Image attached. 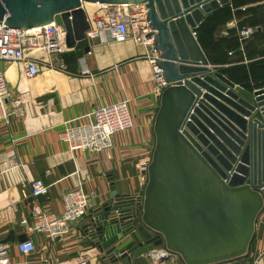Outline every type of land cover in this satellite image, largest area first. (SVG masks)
Instances as JSON below:
<instances>
[{"label":"water","instance_id":"obj_1","mask_svg":"<svg viewBox=\"0 0 264 264\" xmlns=\"http://www.w3.org/2000/svg\"><path fill=\"white\" fill-rule=\"evenodd\" d=\"M84 2L145 3L162 53L157 62L170 82L153 118L142 191L113 193L84 223L85 234L129 264L175 256L177 264H247L263 209L264 87L247 90L206 68L194 37L229 0H0V27L22 33L53 21L74 49L89 28ZM14 240L10 232L5 242Z\"/></svg>","mask_w":264,"mask_h":264},{"label":"crops","instance_id":"obj_2","mask_svg":"<svg viewBox=\"0 0 264 264\" xmlns=\"http://www.w3.org/2000/svg\"><path fill=\"white\" fill-rule=\"evenodd\" d=\"M255 5L251 3L239 9ZM243 18L234 14L219 27L216 36H226ZM194 37L197 40L196 32ZM85 46L89 47L88 52L84 51ZM144 53L145 48L132 39L85 41L61 54H51L55 64L61 61L64 68H40L33 79L25 78L18 64L0 61L9 99L20 98L22 108L20 115L12 117L10 126L0 124V244L9 245L13 261L79 264L86 260L88 264H129L126 258L111 259L105 255L85 234L83 225L113 193L135 195L143 189L141 163L150 161L154 144L151 128L160 95L155 91L152 66ZM208 63L206 68L222 72L224 65L209 60ZM83 68H87V74L81 72ZM201 92L205 93L203 89ZM120 100L129 101L133 127L113 134L112 145L105 150L70 153L62 136L64 123H81V116ZM34 179L49 186L37 197L31 195L29 188ZM78 186L92 193V206L85 217L69 224L67 234L51 239L45 233L28 231L21 224L22 219L32 224L35 206L48 213H60L63 195ZM260 220L256 222L250 259L264 250V223ZM10 232L14 233L15 240L5 242ZM23 235L31 238L36 246L29 256L21 255L17 249L18 237ZM147 263L153 264L151 259ZM164 264H177V257Z\"/></svg>","mask_w":264,"mask_h":264},{"label":"built area","instance_id":"obj_3","mask_svg":"<svg viewBox=\"0 0 264 264\" xmlns=\"http://www.w3.org/2000/svg\"><path fill=\"white\" fill-rule=\"evenodd\" d=\"M85 12L89 22V28L85 32L86 41L109 39L125 42L132 39L145 48L144 57L152 66L155 91L160 94L170 85L163 68L157 62L162 60V53L157 46L155 30L147 20L148 10L145 3H97L91 13L86 10ZM253 31L252 27H244L238 30V36L241 40L247 39ZM67 50L70 48L65 45V28L53 21L38 27H29V32L22 33L20 28L4 26V23H1L0 61L18 64L27 79L38 76L43 66L64 68L61 61L57 65L53 58L47 60L45 55L61 54ZM81 72L87 74L88 70L83 68ZM9 95L6 77L0 70V124L6 127L10 126L13 116L22 113L20 98L10 100ZM8 104H11L10 107ZM79 119H83V122L78 124L65 122L62 130L63 139L72 154L75 151L105 150L111 147L113 134L133 127L128 100L100 106ZM148 163L149 161L141 163L142 173L147 169ZM142 179L145 180L144 174ZM48 187L38 179L32 180L29 186L34 197L44 194ZM258 192L263 198V209L257 221L261 219L260 222L264 223V182L258 186ZM91 195L92 193L85 192L81 186H78L63 195L60 213H48L40 206H35L32 211V224H28L26 219H22L21 224L25 225L28 231L45 233L51 239L65 235L69 232L71 222L80 220L88 214L92 206ZM9 249L8 244H0V264H20L11 259ZM17 249L21 255L29 256L34 253L36 246L28 237L17 243ZM157 258L158 255H155V259ZM263 258L264 250L251 258L249 264H264ZM152 263L157 264V260H152ZM79 264L88 263L86 260H81Z\"/></svg>","mask_w":264,"mask_h":264},{"label":"trees","instance_id":"obj_4","mask_svg":"<svg viewBox=\"0 0 264 264\" xmlns=\"http://www.w3.org/2000/svg\"><path fill=\"white\" fill-rule=\"evenodd\" d=\"M251 3L256 5L239 9ZM234 14L245 18L237 28L228 30L226 36L217 37L219 27ZM244 27H252L254 31L249 38L241 40L237 30ZM195 32L207 59L224 65L222 73L232 82L247 90L264 87V0H232L230 5L204 19Z\"/></svg>","mask_w":264,"mask_h":264},{"label":"bare ground","instance_id":"obj_5","mask_svg":"<svg viewBox=\"0 0 264 264\" xmlns=\"http://www.w3.org/2000/svg\"><path fill=\"white\" fill-rule=\"evenodd\" d=\"M82 5L84 6L85 10L88 13H91L93 11V9H95V7L97 6V3L96 2H84Z\"/></svg>","mask_w":264,"mask_h":264},{"label":"rangeland","instance_id":"obj_6","mask_svg":"<svg viewBox=\"0 0 264 264\" xmlns=\"http://www.w3.org/2000/svg\"><path fill=\"white\" fill-rule=\"evenodd\" d=\"M94 10V9H93ZM46 56V58H47V60H51L52 58H51V55L49 56V55H45ZM47 68H49V67H47V66H43L42 67V69L43 70H46Z\"/></svg>","mask_w":264,"mask_h":264}]
</instances>
